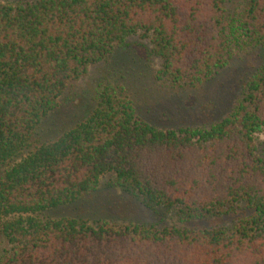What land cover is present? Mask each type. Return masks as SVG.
I'll return each mask as SVG.
<instances>
[{
  "label": "trees",
  "instance_id": "trees-1",
  "mask_svg": "<svg viewBox=\"0 0 264 264\" xmlns=\"http://www.w3.org/2000/svg\"><path fill=\"white\" fill-rule=\"evenodd\" d=\"M243 6L229 16L226 0H0V264H264V63L209 124L159 126L132 68L115 66L87 115L61 129L57 118L68 90L132 40L158 62L153 79L181 94L264 51V0ZM104 188L160 221L111 216ZM85 201L82 216L64 214ZM238 210L250 214L213 229L168 225Z\"/></svg>",
  "mask_w": 264,
  "mask_h": 264
},
{
  "label": "rangeland",
  "instance_id": "rangeland-1",
  "mask_svg": "<svg viewBox=\"0 0 264 264\" xmlns=\"http://www.w3.org/2000/svg\"><path fill=\"white\" fill-rule=\"evenodd\" d=\"M245 0H226V9L229 16L238 15ZM264 63V51L256 50L242 58L234 60L229 67L222 70L210 82L203 87L181 93H170L163 89L161 82L153 79L154 72L159 68L158 62L149 58L147 50L138 42L132 40L127 47L120 50L119 57L105 65L93 68L90 74L81 82L74 84L67 92V104L59 111L57 116L61 129L73 125L79 119L87 115L95 102L92 91L100 84H106L113 79L112 68L117 73L122 69L132 68L136 78L135 85L142 89V94L137 91L136 101L143 107V112L159 126H192L209 124L227 115L237 97L241 93L242 86L260 65ZM116 79V76H115ZM119 80V79H118ZM149 80V81H148ZM149 82V83H148ZM146 84L144 88L141 85ZM149 84L150 86H147ZM148 88V89H146ZM85 96L86 100L80 102L79 97ZM180 100H174V97ZM84 99V98H83ZM48 129V127H47ZM264 140V138H263ZM105 194L112 198V209L109 214L126 221L155 224L160 217L153 210L147 209L137 200L119 189L104 188ZM75 207H78L74 209ZM71 210L64 212L67 216H82V211L87 207L86 201ZM249 210H238L232 214L201 220L180 222L177 218L168 220V225L181 226L188 229H213L229 225L245 215ZM85 216V215H84ZM87 216V215H86ZM4 247L0 239V250Z\"/></svg>",
  "mask_w": 264,
  "mask_h": 264
}]
</instances>
